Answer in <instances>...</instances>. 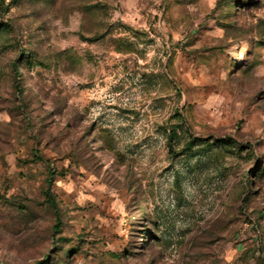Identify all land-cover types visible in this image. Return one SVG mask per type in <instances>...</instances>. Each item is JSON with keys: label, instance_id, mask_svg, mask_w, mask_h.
Wrapping results in <instances>:
<instances>
[{"label": "rangeland", "instance_id": "1", "mask_svg": "<svg viewBox=\"0 0 264 264\" xmlns=\"http://www.w3.org/2000/svg\"><path fill=\"white\" fill-rule=\"evenodd\" d=\"M0 264H264V0H0Z\"/></svg>", "mask_w": 264, "mask_h": 264}, {"label": "trees", "instance_id": "2", "mask_svg": "<svg viewBox=\"0 0 264 264\" xmlns=\"http://www.w3.org/2000/svg\"><path fill=\"white\" fill-rule=\"evenodd\" d=\"M46 196H47V200L50 203V205L52 207H56L55 199H54V197H53V195L51 194V191H50V182H48V188L46 190ZM60 226H61V223L58 220L56 222V224L54 225V232L60 231Z\"/></svg>", "mask_w": 264, "mask_h": 264}]
</instances>
